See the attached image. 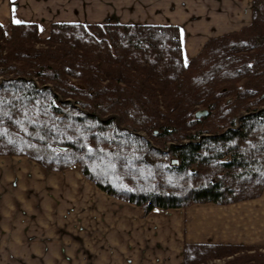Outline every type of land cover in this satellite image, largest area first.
Here are the masks:
<instances>
[{
    "label": "trees",
    "instance_id": "trees-1",
    "mask_svg": "<svg viewBox=\"0 0 264 264\" xmlns=\"http://www.w3.org/2000/svg\"><path fill=\"white\" fill-rule=\"evenodd\" d=\"M0 157L79 167L144 216L259 199L264 0L187 64L176 26L61 23L41 39L34 24L12 23L8 36L0 25ZM261 249L185 243L181 261L264 264Z\"/></svg>",
    "mask_w": 264,
    "mask_h": 264
},
{
    "label": "crops",
    "instance_id": "crops-1",
    "mask_svg": "<svg viewBox=\"0 0 264 264\" xmlns=\"http://www.w3.org/2000/svg\"><path fill=\"white\" fill-rule=\"evenodd\" d=\"M251 4L252 0H0V25L8 34L12 23L34 24L41 39L49 36L53 24L61 23L176 26L187 64L208 40L249 25ZM8 189L15 193H0V202L14 205L11 215H24L18 209L21 201L35 210L27 219L33 224L31 233L43 244L38 247L40 263L182 264L178 210L155 209L142 218L141 208L106 197L75 170L55 175L25 160L0 159V192ZM62 210H74L86 236L78 255L71 251L67 255L72 260L63 257L68 263L61 260V240H44L46 230L39 226ZM63 220L71 218L65 214Z\"/></svg>",
    "mask_w": 264,
    "mask_h": 264
},
{
    "label": "rangeland",
    "instance_id": "rangeland-1",
    "mask_svg": "<svg viewBox=\"0 0 264 264\" xmlns=\"http://www.w3.org/2000/svg\"><path fill=\"white\" fill-rule=\"evenodd\" d=\"M6 35L8 36L9 33ZM243 114L241 113V115ZM0 159L25 160L36 165L42 171L55 175L62 174L67 176L68 172L70 173V171L75 170L83 180L92 184L100 191L93 183L82 176L79 167H72L61 172H50L26 158L0 157ZM11 189L15 191L14 187H11ZM0 193L14 194L15 192L8 189L7 192ZM104 195L107 197L106 194ZM112 199L119 201L115 198ZM21 202V208L18 209L24 212V215L15 217L10 214V210L13 211L15 208L14 205L0 202V264H57V262L51 263L48 261L40 263L37 261V258L41 256L38 247L43 244L39 242L37 233L36 235L31 233V226L33 224H29V220L27 219V216L33 215L35 210L29 209L30 205H25L24 201ZM50 211L52 210L49 208L48 212L51 213ZM62 211L63 214L59 213L58 215L56 213V217L48 215L39 226L46 230V234L43 236L44 240H61L60 244H62V247L59 249L62 255L61 260L65 261L64 258H66V260L70 261L72 257L67 254H71L70 252L73 251V254L77 253L78 255V252L83 250L79 245L83 241L85 242L86 236L81 231V218L74 214V210L71 212L70 210ZM178 211L181 213L179 233L184 244L232 243L251 245L262 248L261 250L264 253V194L257 200L229 206H216L213 204L194 205L188 210ZM65 214L70 216L71 220L64 221ZM146 216L142 212L141 217L145 218ZM52 218L57 220L53 221ZM49 222L52 225H48ZM66 246H68V249H66ZM220 262L216 261L215 263Z\"/></svg>",
    "mask_w": 264,
    "mask_h": 264
},
{
    "label": "water",
    "instance_id": "water-1",
    "mask_svg": "<svg viewBox=\"0 0 264 264\" xmlns=\"http://www.w3.org/2000/svg\"><path fill=\"white\" fill-rule=\"evenodd\" d=\"M207 114H208V112H207L206 110H199V111H197V112L195 113L194 118H195V119H200V118H202V117L207 116Z\"/></svg>",
    "mask_w": 264,
    "mask_h": 264
},
{
    "label": "snow or ice",
    "instance_id": "snow-or-ice-1",
    "mask_svg": "<svg viewBox=\"0 0 264 264\" xmlns=\"http://www.w3.org/2000/svg\"><path fill=\"white\" fill-rule=\"evenodd\" d=\"M17 23H19V21H17Z\"/></svg>",
    "mask_w": 264,
    "mask_h": 264
}]
</instances>
